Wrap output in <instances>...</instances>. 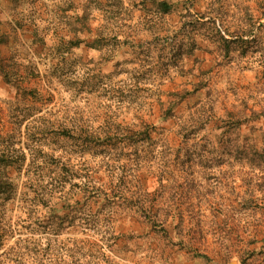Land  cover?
<instances>
[{
  "label": "rangeland",
  "instance_id": "rangeland-1",
  "mask_svg": "<svg viewBox=\"0 0 264 264\" xmlns=\"http://www.w3.org/2000/svg\"><path fill=\"white\" fill-rule=\"evenodd\" d=\"M0 264H264V0H0Z\"/></svg>",
  "mask_w": 264,
  "mask_h": 264
},
{
  "label": "trees",
  "instance_id": "trees-1",
  "mask_svg": "<svg viewBox=\"0 0 264 264\" xmlns=\"http://www.w3.org/2000/svg\"><path fill=\"white\" fill-rule=\"evenodd\" d=\"M63 44H65L66 48L77 47L81 44V40L67 38L66 40L63 39ZM1 73H3L5 81L10 83L6 73L2 70ZM23 93H25L24 90ZM35 93L37 94L38 92L36 91ZM51 131L61 139L75 140L80 136V132H78L76 128L52 127ZM84 136L93 137L89 132L85 133ZM98 137L99 136H97L96 139H99ZM51 161L54 163L57 172L50 182L48 195L50 200L53 199L55 192L60 191L62 193L66 185H69L72 189L78 191V193L82 192L80 201L84 203L85 206L88 205V201L96 202L97 204L101 202L105 204H111L110 201H112V198L110 195L101 189V184H96L95 180H93L90 174H84L80 168H76V166L69 165L68 163L64 162L62 157L51 156ZM58 199L66 206L67 203L70 202V198L67 197V195H62L61 197H58Z\"/></svg>",
  "mask_w": 264,
  "mask_h": 264
}]
</instances>
